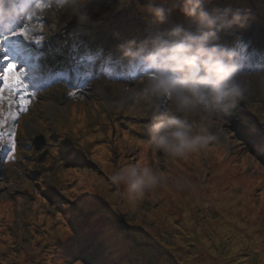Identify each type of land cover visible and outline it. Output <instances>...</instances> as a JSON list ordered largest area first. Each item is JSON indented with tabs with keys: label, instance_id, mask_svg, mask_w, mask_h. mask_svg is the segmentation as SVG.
Instances as JSON below:
<instances>
[{
	"label": "rangeland",
	"instance_id": "rangeland-1",
	"mask_svg": "<svg viewBox=\"0 0 264 264\" xmlns=\"http://www.w3.org/2000/svg\"><path fill=\"white\" fill-rule=\"evenodd\" d=\"M104 3L105 7L109 6L108 0H104ZM41 4V12L36 13L33 11L30 15L33 16L32 21H25L22 26L17 24L9 29L7 33L15 32L20 27L27 26L31 38H38L36 34L41 31L37 22L40 21L41 14H43L45 17L42 20L45 23L43 41L48 39L52 45L51 38L46 35L48 28L51 33H55L53 36H62L61 33L66 28L58 30V26H64V17L60 18V23L57 25L55 23L56 12L45 7L43 3ZM145 5H147L145 0H124L121 4L117 0H111L112 10L110 16H119L124 10L134 11L130 21L131 29L134 30L138 27V22L133 17L139 13L143 16L142 21H144L145 13L142 7ZM172 14L176 16L177 11L173 10ZM74 21L80 23L90 22L91 27L98 28L99 34L103 24L102 20L95 21V16L92 14L73 19L71 22ZM121 21L122 24L125 23L124 19H121ZM71 22L68 24H71ZM246 27L251 31L250 36L255 39L254 33L256 30L258 32L264 30V10L259 15H251ZM135 31L137 30L135 29ZM2 32L4 31H0V33ZM80 32H83V30ZM228 32L229 37L227 40L232 42L230 47L235 48L234 35L241 32V28L228 29ZM148 33V31H145L143 37ZM219 35L220 38H225L224 34ZM122 37L125 38L124 35ZM22 39L24 38L9 36L6 41L0 44L7 51L13 52V44ZM49 54H53V52L45 49L47 59L50 58ZM5 57H7L6 54ZM5 57L3 56L4 59ZM18 62L16 61L15 64L17 65ZM22 69L23 67H19L17 71L23 72ZM263 69L264 66L256 70ZM138 78L111 86L109 83L117 80L109 77L105 82L93 83L88 87V91L72 95H68L64 90L65 87L46 88L42 95L39 94L41 89L36 88L38 94L26 97L25 111L15 114L14 112L19 110L15 104L12 106L11 112L16 115V119H8L6 126L0 129L3 132L2 142H0V199H12L17 208L13 203L15 218L10 224L12 233L11 237L8 238V246L0 247V258L3 259V264H33V261H39L42 264H84L78 259H67L52 254L54 252L53 241L57 238L67 239L73 233L71 228L70 231L67 228L65 220L54 214L51 209V199L48 200V203L47 201L42 204L35 203L36 194L34 191L37 190L36 187L40 181L52 188V193L47 199L58 196L67 201L68 196L76 198L79 194L82 203L87 207H100L95 210L100 209L101 214H104V218L97 219L88 216L84 221L90 224H83L84 221L75 222L71 227L77 228L78 233L85 231L91 235V238L103 233L105 239L109 242L105 243L104 239H96L94 245L112 248L114 251L120 250L121 247L119 246L122 245L128 248L132 254H137L139 258L144 255L147 256L150 264H160L163 258H167V255L171 256L170 251L178 259L175 264H184L185 260L189 261V264H205L206 261L215 262L219 258L222 260L231 256L230 243L219 242L220 246L216 245L217 239L215 237L217 235H213L209 229L211 227L210 221L222 220V217H226L227 214V211H222L218 208V204L208 199V195L212 197L215 196V193H219L220 197L226 195L224 194L225 190L220 189L218 184H227L229 190L230 187L235 188L237 191L232 194L238 200L241 194L250 193V201L243 202L241 207L242 211H245L243 216L253 217L245 224L247 230L250 227L253 229L257 218L261 220V223L264 222V87L257 83L256 77L249 76L247 78L254 87L255 92L239 104L241 107L239 113L233 114L227 121L214 120L212 132L217 136V139L210 142L206 148L196 151L195 153L200 154L201 157L197 159V162L189 161L185 171L182 168H176L173 164L175 169L171 180L167 178L170 173L160 163L162 158L172 156L163 151H153L155 157L153 161L147 158L143 159L141 154L137 158H133L130 152L134 148L132 150L128 148L129 156L126 154L120 155L119 150L116 154V146L119 141L117 125L125 128V132L131 137L145 140L150 138L146 127L153 117L146 110L148 106L136 104L122 91L125 84ZM116 95H119L120 98L114 99ZM62 101L63 103L60 105L59 102ZM71 104H74L77 108L75 113H70ZM160 109H163V107ZM3 111L5 117H7L9 114L8 104L3 106ZM76 114H79V116H76ZM234 127L243 128L234 129ZM235 130H240L239 135L234 133ZM9 131L15 132L16 150L14 153L10 151V147L6 143ZM38 134H41L45 139V145L40 151L33 150L31 147L32 138ZM87 136L91 140L85 139ZM245 136L248 139L247 142L244 139ZM107 140L112 142V145L107 154L108 161L102 166L101 172L97 159L91 156L93 151L91 146L95 143H106ZM55 142L63 151V153L61 151L56 156L53 154L52 147L49 148ZM4 146L6 148L2 149ZM96 146H94V149L102 148L101 145ZM42 150L46 151V155L43 159H39ZM206 150H210L209 155L206 154ZM6 155H10L8 165L2 163ZM117 155H120L119 159ZM134 163L148 164L157 170L159 176H161L159 184L143 198L149 202H152L161 193L163 197L169 199L171 198V192L181 195L187 189V186L199 184L200 192L191 204L194 211L191 210V215L185 220L184 228L179 227L183 218L180 209L177 211L176 216L173 215L174 221H172V219H167L165 215L158 214L162 207L161 201L160 203L153 202L155 204L152 205L145 202L142 204L144 207V210H142L140 205L144 202L143 199L134 203L135 205L132 207L127 206L126 201L121 199L119 191L121 187H117L111 182V176L118 168ZM207 167L212 168L214 172L208 175L205 172ZM195 170L200 171H197L196 174L191 173ZM175 177L180 178L181 181L179 183L174 181ZM68 183L70 185H67ZM206 186L211 188L210 192H203ZM228 189L226 187V191ZM183 196L187 197L188 195ZM111 209L115 212L125 211L126 214H123L122 219L124 223H129V226L132 224L134 228L139 226L142 230H148L147 234L149 236L154 237L160 234L161 241L165 242L166 245L162 243L160 250L150 253V249L147 248L148 245L144 243L143 239L142 242L140 241L142 237L139 236L141 232L138 231L132 232V234H136V237L127 240L128 235L125 233V229H121L123 226L119 227L118 219L109 213ZM258 209L261 211L259 212ZM242 211L240 209L233 210L235 214L234 226L239 219H242L239 217ZM38 213L42 214L40 218L47 219L50 223L45 226L41 225L42 222L38 223ZM240 223L243 227L242 220ZM26 224H29V226L26 227ZM32 224L34 230L30 228ZM252 231V234L248 235L249 238L254 235L260 237L261 234L258 230L254 231L253 229ZM3 234L4 231L0 229V238H3ZM262 234V242H264V228ZM78 237L81 240L84 238L80 235ZM109 237L112 239H109ZM144 238L148 240L147 237ZM3 240L7 241L5 238ZM203 241H207V253H210V256L202 253L204 246L199 245ZM241 243V250L239 249L236 252L240 254L231 257L242 259V264H246L245 254H253L255 250L252 249V245L256 244L257 246L258 242L247 239ZM3 249H6V252L2 253ZM101 255H104V253H101ZM255 263L258 264L257 260H255ZM166 264L170 263L166 262Z\"/></svg>",
	"mask_w": 264,
	"mask_h": 264
},
{
	"label": "clouds",
	"instance_id": "clouds-1",
	"mask_svg": "<svg viewBox=\"0 0 264 264\" xmlns=\"http://www.w3.org/2000/svg\"><path fill=\"white\" fill-rule=\"evenodd\" d=\"M40 0H0V31L7 32L23 25ZM206 0H172V6L149 2L145 8L152 25L164 24L173 10H179L194 30L175 26L150 30L137 41L130 39L118 47L122 58L139 65L140 77L122 87L136 104L156 108L147 124L150 137L147 147L172 157H183L199 151L217 139L212 132L213 121H227L244 100L250 81L255 76L264 87V70L249 71L236 58V49L217 43L220 32L245 28L250 13L231 8L205 7ZM104 0H51L56 12L55 23L67 25L73 19L97 14L102 19L111 15ZM47 24V23H46ZM48 28L46 35H50ZM163 107V111L159 109ZM160 176L148 164H131L118 168L111 182L123 189L126 200L134 204L142 200L160 182Z\"/></svg>",
	"mask_w": 264,
	"mask_h": 264
},
{
	"label": "trees",
	"instance_id": "trees-1",
	"mask_svg": "<svg viewBox=\"0 0 264 264\" xmlns=\"http://www.w3.org/2000/svg\"><path fill=\"white\" fill-rule=\"evenodd\" d=\"M97 145H101L102 148L94 149V153H93L92 157L97 159V164L99 165V169L102 172V166L105 163H107V161H108L107 154L111 150L112 142H108V141L106 143L101 142L100 144H97ZM130 145H131V142L129 140L122 141V137H121L117 143V146H116V148H117L116 154H118L117 152L119 150L120 155L126 154L129 156V151H127L126 148H127V146H130ZM139 148H136V150L133 151L130 155H135L136 152L139 151ZM142 150H145V148H143ZM195 152H191L189 154H186L185 156H183L181 158H184V160H186V161H190L192 159L194 162H197L198 156H197V153H195ZM206 152L210 153V150H206ZM120 155H117L118 159H119ZM145 158H147V157L144 156L143 159H145ZM150 158L153 161V158L152 157H150ZM197 171H200V170H195V174ZM205 172H207V174L209 175L214 171L212 168L207 167ZM226 186H227V184H226ZM193 188L196 189V193L194 195V199L192 200V202H190L192 204L196 198V195L200 192L199 184H195L192 186L190 185L189 187L187 186V189L183 191L184 193H182L181 195H177L178 197H180V199H181L180 201H176V198L173 196V192H171V198H169V199H166L165 197H163V194L161 193L157 197H155L152 200V202H149L147 199H145L147 201H145L143 199L144 202H142V203L140 202L141 203L140 206H142V204L145 202H147L148 205H152V204H155L156 202L160 203V201H161L162 207L160 208V213L163 209L166 208V205L171 206V208L173 209V214L171 215V217H172L171 219H172V221H174L173 215L176 216L177 211L179 209H180L181 214H183V212H184L182 198H184L185 196H183V195L186 194L189 196V194L191 193ZM227 188H228V186H227ZM203 190H204L203 192H206V191L210 192L211 188H208L206 186V187H204ZM230 190L229 191L231 193H234L235 191H237V190H235V188H232V187H230ZM174 194H176V193H174ZM208 198H209V195H208ZM201 199H202V197H201ZM79 201L80 200H78V203H79L78 207L81 210H83L85 212L92 213L93 217H95L97 219H101V218L103 219L104 218V216H103L104 214H101L102 211L100 212V209L95 210V209L100 208V207L95 206V207L90 208V207L82 205L81 202H79ZM245 201H250V193L249 192L241 194V196L239 197V200H237L238 205H236L234 209H237V210L240 209V211H242L241 207H242L243 202H245ZM153 202H155V203H153ZM172 202H174V203L171 204ZM191 204H190L191 208L189 211V216L192 213L191 210H193L192 209L193 206ZM127 206L132 207V205H127ZM252 207H254V206H252ZM142 210H144L143 206H142ZM251 211H252V209H251ZM258 211L260 212L261 210L258 209ZM109 213L113 214V216L118 219L117 223L120 224L119 227L123 226V228H121V229H125V231H126L125 233L128 235V238H126L127 240H131V239H133V237H136V234H132V232L133 233H135L136 231L141 232V234H139V236L142 237L140 239V241L142 242V239H143L144 243L148 245L147 248L150 249V253H153L154 251L160 250V248H162V243L163 244L165 243V242L161 241L160 234L158 236H154V237L151 235L149 236V234H147L148 230H142L141 227H139V226L134 228L132 226V224H130V226H129V223H124L122 219H123V216L126 214L125 211L120 210V212L119 211L115 212V210L111 209L109 211ZM252 213H253V211H252ZM14 214L15 213H14V208H13L12 204L10 202L0 200V229H2L4 231L3 238L7 239V241H4L3 238H0V247H7L8 246V238L11 237V234L5 227L10 226V224L14 220ZM57 214L59 215V213H57ZM159 215H161V214H159ZM185 216H186V214L183 215V218L180 221V225H179L180 228H184V226H185V222H186L185 220H187ZM86 217H88V215L83 216V218H86ZM144 217H146V216L144 215ZM224 217L225 216H223L222 219H224ZM239 217H241L242 219H239L238 223L235 224L236 233L234 234L233 237H227V242H228V244L230 243L229 244V248L231 250L230 253L233 252L232 251L233 248H236L234 246V244L230 242V238L234 242H238V239H240V243L236 244L237 245V248H236L237 251L239 249L241 250V245H242L241 242L242 241H246L247 239H250L252 242H254V241H256V239H258L256 241V242H258V245L257 246H256V244L252 245L253 246L252 249L255 250L254 253L253 254H245L244 257H245L246 264H256L255 260H257L258 264H264V242H262V239H263L262 233H263L264 227H262V223L260 222L261 220L259 218H257V222H255L256 224L253 227L254 231H256V230L259 231V233L261 234L260 237H258L257 235H254V236L249 238L248 235L252 234L253 229H251V227H250V229H249L250 232H246L247 229L245 228V224L247 221L253 219V217H249L246 215L243 216V213L240 214ZM167 219H169V218H167ZM241 220L243 221V224H244L243 227H241V223H240ZM210 222H215V221H210ZM233 222H235V220H233ZM181 224L183 227H181ZM42 225L45 226V225H47V223L43 222ZM96 228H98V226H96ZM72 231H73L74 235L77 236V230L75 228H72ZM69 236H71V235H69ZM82 237H84L82 240L79 239V237H72V236L67 238V239H61V238L55 239L53 241L54 252L52 254H57L58 256H61L63 258L65 257L67 259H74V260L78 259L82 262L85 261L84 264H150V261L148 260L149 258L147 256L144 255V256H141V258H139L137 254H132L130 252V250H128V248H126L122 245L119 246V247H121L120 250H115V251L112 248L94 245V240H96V239H104L105 243L109 242V240L105 239L106 237L103 235V233L98 235L97 237H92V238H91L90 234L86 233ZM144 237H147L148 240H146ZM215 238H217V237H215ZM109 239H112V238L109 237ZM231 244H233V245H231ZM164 245H166V244H164ZM200 245H203V243H201ZM239 246H240V248H239ZM4 252H6V249L2 250V253H4ZM101 253H104V255H101ZM237 254H240V253H237ZM218 255H219V253H218ZM235 256H237V255H235ZM143 259H144V261H143ZM234 259L236 260V262L240 261L239 264L243 263L242 259H239V258H234ZM177 260L178 259H176L175 261H177ZM166 262H169L170 264L176 263V262L172 261V257L170 258L167 256V258L162 259L160 264H166ZM184 262H186V260ZM216 262H217V260L213 263L216 264ZM3 263H4L3 259L0 258V264H3ZM33 264H42V263L39 261H33Z\"/></svg>",
	"mask_w": 264,
	"mask_h": 264
},
{
	"label": "bare ground",
	"instance_id": "bare-ground-1",
	"mask_svg": "<svg viewBox=\"0 0 264 264\" xmlns=\"http://www.w3.org/2000/svg\"><path fill=\"white\" fill-rule=\"evenodd\" d=\"M23 3L27 4L28 2L26 3V0H23ZM127 14H129L128 11L124 13V15H127ZM92 15H94L96 19H102L97 14H92ZM103 21H104L103 32L107 29H110L112 31V34L110 37L106 38L105 41L101 44L93 45L89 41L84 40V39L77 40V39L67 38V37L62 40L64 45L72 46L73 49L61 59V62H64V63L71 62L72 65L77 68L78 72H80L79 79L76 80L78 81V85L80 88H84L86 84V78L89 76V75L86 76L88 72H91L93 75H96V76L100 74V75H104L108 77H114V76H119V75H126V72L130 74V73L142 71L139 65L130 64L128 63L127 60L123 59L121 55V51L118 47L120 44L126 43L128 40H130V39L124 40L122 37L123 32L127 34L128 29L124 31L121 24L118 22V20L111 19L110 16H108L107 18H103ZM79 28H86V24L85 23L80 24ZM129 31H131V25H130ZM263 32L264 30H261L257 33L258 38L262 40V44H260V47L262 45L263 48H261V50L264 49ZM131 36H132L131 39H136L137 41L141 39V37H135L133 35ZM14 47L16 48V53L11 54L9 56V60L11 62H13L17 58V56H19L18 52L28 50V58H33L37 53L35 49L31 48V44L28 40L18 41ZM247 54H251L253 59H257L260 57L259 54L253 51V49H250L243 53V55H247ZM0 56H1V51H0ZM236 58H237V61L241 64V58L237 55V51H236ZM9 60L2 61L1 63L2 68L5 66V64L9 62ZM90 66H94V68L91 71L88 70V67ZM34 75H36V73L34 72V70H31V69H26V74L22 75L23 84L25 86H30L34 93L36 92L37 87L49 84L51 82L52 77H55L61 81H64L65 83H68V81H71L70 79H67L66 77H63L59 73H55V72H49L48 74H38L37 79L35 81L29 80L30 77ZM57 88L58 87H56L55 89ZM254 92H255V89L250 82L249 90L245 98L251 96ZM115 98H120V96L116 95L114 96V99ZM146 110L148 114L152 117H154L157 113L156 108H153V107H146ZM234 129H239V128H234ZM239 131L240 130H235L234 133L238 134L240 133ZM218 187L220 189L225 190L224 194L226 195L220 197L219 193H215V196L209 197L208 199H210V201H212L213 203L218 204L219 206L218 208L221 209L222 211H227V214H226V217H224V219L222 220L210 222L211 227L209 229L213 233V235H217L216 245L220 246V243H219L220 241L224 243H228L227 237L229 235L230 237H233L234 234L236 233V228L233 222V220L235 219V214L233 213V209L235 208L236 205H238V202H237L238 199L229 191L228 188H227L228 190L226 191V187H227L226 184H223V183L218 184ZM119 191H120L121 199L123 201H126L127 205L133 206L134 204H131L126 200L123 194V189L120 188ZM174 193L175 192H173V196L176 198V201H180L181 200L180 197H178L177 194H174ZM195 193H196V189L193 188L189 196L182 198L183 210H184L183 215L186 214L185 216L186 219H188L189 217V211L191 208L190 202H192V200L194 199ZM229 211L231 212L229 213ZM242 213L244 214L245 211H242ZM158 214H161V215L164 214L167 218L171 219L172 218L171 215L173 214V209L171 208V206L166 205V208L163 209L161 213L159 211ZM181 227H183L182 224H181ZM246 232H250V230H246ZM257 240L258 239H256V241ZM206 242L205 241L202 242L204 246V248H202V253L204 255L210 256L211 254L207 253L208 246H206L207 245ZM230 242L233 243L234 246L237 248L236 244L240 243V239H238V242H234L230 238ZM236 248L232 249V251L235 253H230L231 256L237 255ZM170 254L171 256L170 255H167V256L172 257V261L176 262L175 261L177 259L176 256L171 251H170ZM231 256L225 257L222 260L221 258H219L216 264H239L240 263V261L236 262V260L232 258ZM184 264H189V261H186ZM205 264H214V263L212 261H206Z\"/></svg>",
	"mask_w": 264,
	"mask_h": 264
},
{
	"label": "snow or ice",
	"instance_id": "snow-or-ice-1",
	"mask_svg": "<svg viewBox=\"0 0 264 264\" xmlns=\"http://www.w3.org/2000/svg\"><path fill=\"white\" fill-rule=\"evenodd\" d=\"M44 6H50V4H46ZM37 8H42V4L38 3ZM33 16H29L27 21H32ZM11 37H23L24 39H32L28 32L27 26L20 27L15 32L9 34ZM9 36H5L0 38V43L6 41ZM5 59H9L5 57ZM22 72L17 71V66L15 63L9 62L7 63L6 68L3 72H0V81H2V86H0V129H3L8 119L15 120L16 115L11 112L12 106L15 104L19 111L26 110V96L27 88L22 82ZM7 93V94H6ZM28 95H31L28 93ZM15 97V98H13ZM8 104L9 106V114L7 117L4 115L3 106ZM3 132L0 131V142H2ZM9 147L10 151L13 153L16 150V142H15V132L9 131L8 132V140L6 142Z\"/></svg>",
	"mask_w": 264,
	"mask_h": 264
}]
</instances>
